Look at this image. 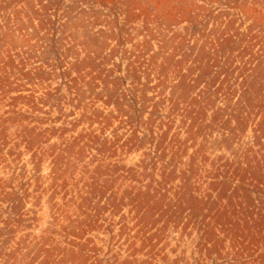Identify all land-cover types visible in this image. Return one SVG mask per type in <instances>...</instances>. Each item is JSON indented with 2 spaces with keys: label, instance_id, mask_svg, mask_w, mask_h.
I'll list each match as a JSON object with an SVG mask.
<instances>
[{
  "label": "rangeland",
  "instance_id": "obj_1",
  "mask_svg": "<svg viewBox=\"0 0 264 264\" xmlns=\"http://www.w3.org/2000/svg\"><path fill=\"white\" fill-rule=\"evenodd\" d=\"M0 264H264V0H0Z\"/></svg>",
  "mask_w": 264,
  "mask_h": 264
}]
</instances>
